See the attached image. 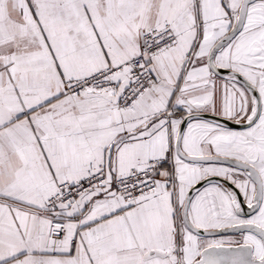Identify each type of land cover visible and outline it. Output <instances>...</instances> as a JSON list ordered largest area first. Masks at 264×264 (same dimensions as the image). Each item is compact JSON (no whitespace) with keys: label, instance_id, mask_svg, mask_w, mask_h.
Returning <instances> with one entry per match:
<instances>
[{"label":"snow or ice","instance_id":"6c2138e0","mask_svg":"<svg viewBox=\"0 0 264 264\" xmlns=\"http://www.w3.org/2000/svg\"><path fill=\"white\" fill-rule=\"evenodd\" d=\"M0 264H264V0H0Z\"/></svg>","mask_w":264,"mask_h":264}]
</instances>
